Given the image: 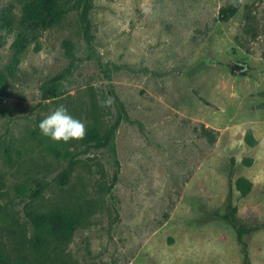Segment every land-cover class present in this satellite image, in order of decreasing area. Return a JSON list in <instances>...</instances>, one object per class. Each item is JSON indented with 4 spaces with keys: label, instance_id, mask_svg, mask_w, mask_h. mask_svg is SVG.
<instances>
[{
    "label": "rangeland",
    "instance_id": "374dc122",
    "mask_svg": "<svg viewBox=\"0 0 264 264\" xmlns=\"http://www.w3.org/2000/svg\"><path fill=\"white\" fill-rule=\"evenodd\" d=\"M229 1L87 0L82 20L74 3L57 24L26 26L19 0H0V24L13 16L11 28L0 27L6 249L26 244L28 208L60 206L81 223L52 248L54 264H242L219 217L231 203L251 230L243 236L249 264H264V0H241L221 20ZM246 10L255 38L242 32ZM232 62L242 68L230 72ZM61 104L86 128L109 131L108 145L87 149L42 135L39 122ZM247 128L251 147L242 140ZM49 144L77 160L66 185L54 181L65 160ZM238 176L252 184L243 197L232 184ZM38 182L45 186L32 197ZM29 255L20 250L17 260L36 264Z\"/></svg>",
    "mask_w": 264,
    "mask_h": 264
},
{
    "label": "trees",
    "instance_id": "16d2710c",
    "mask_svg": "<svg viewBox=\"0 0 264 264\" xmlns=\"http://www.w3.org/2000/svg\"><path fill=\"white\" fill-rule=\"evenodd\" d=\"M76 3L80 5L78 12V18L83 19L85 8L87 6V0H19V22L20 25L31 26L34 23H39L43 20H47L50 24H57L66 14V10L69 6ZM241 0H230L225 5L219 7L218 16L221 20H226L231 17L236 10L240 7ZM13 16L8 17L2 21L0 27L2 29L11 28V21ZM244 26L242 32L250 38H255L258 35L257 26H252L251 23L254 19V15H251L250 10H246L244 14ZM63 53L69 59L72 58V44L69 40H63L62 42ZM54 89L48 90V97L54 96ZM87 134L82 140H78V146L83 148H103L108 145L110 141V132H100L98 126L87 127ZM202 133L210 140H212L210 130L201 127ZM242 140L245 145L251 147L256 144V139L253 137L249 128L245 129ZM47 151L55 158L65 160V164L61 170L54 177V181L58 186L67 184L68 178L76 164L74 154L67 150L65 147H58L53 144H49ZM241 162L245 166L251 164V158H242ZM229 167H232V160L229 161ZM114 177V176H113ZM114 179V178H113ZM112 179V180H113ZM233 188L238 192L240 196H245L251 189V181L243 176H238L233 180ZM45 184L38 182L32 197H37L41 193ZM25 216L30 225L29 234L26 237V244L24 242L19 243V251L13 252L5 248L0 243V264H21L20 260H17L20 250L23 252L27 250L32 255L28 261L36 264H54L50 259V252H54L52 249L54 246H59L68 241L75 226L81 222V216L69 209L62 208L60 206L51 207L45 210L28 208L25 211ZM219 217L226 221L234 232L235 240L242 249V264H249L245 251V241L243 236L251 230L240 222L236 216V207L231 203H228L226 210L219 215ZM17 243V240H14ZM13 252V253H12ZM24 255H28L24 253ZM23 258V257H22ZM50 259L47 262L45 260Z\"/></svg>",
    "mask_w": 264,
    "mask_h": 264
},
{
    "label": "clouds",
    "instance_id": "9594fccd",
    "mask_svg": "<svg viewBox=\"0 0 264 264\" xmlns=\"http://www.w3.org/2000/svg\"><path fill=\"white\" fill-rule=\"evenodd\" d=\"M111 99L100 101V106H110ZM38 128L42 135L53 141L68 143L70 140H82L87 134L86 125L74 118L65 105H59L53 112L43 118Z\"/></svg>",
    "mask_w": 264,
    "mask_h": 264
},
{
    "label": "water",
    "instance_id": "95a60500",
    "mask_svg": "<svg viewBox=\"0 0 264 264\" xmlns=\"http://www.w3.org/2000/svg\"><path fill=\"white\" fill-rule=\"evenodd\" d=\"M241 68H242V66L232 62V63H230V69L229 70H230V72H233L234 70H239Z\"/></svg>",
    "mask_w": 264,
    "mask_h": 264
}]
</instances>
